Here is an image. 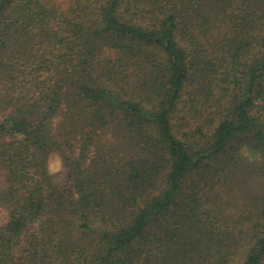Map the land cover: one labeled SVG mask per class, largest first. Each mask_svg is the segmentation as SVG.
Masks as SVG:
<instances>
[{"label": "trees", "instance_id": "1", "mask_svg": "<svg viewBox=\"0 0 264 264\" xmlns=\"http://www.w3.org/2000/svg\"><path fill=\"white\" fill-rule=\"evenodd\" d=\"M0 208V264H264V0H0Z\"/></svg>", "mask_w": 264, "mask_h": 264}, {"label": "rangeland", "instance_id": "2", "mask_svg": "<svg viewBox=\"0 0 264 264\" xmlns=\"http://www.w3.org/2000/svg\"><path fill=\"white\" fill-rule=\"evenodd\" d=\"M59 4H63L65 0H55ZM55 169V170H53ZM47 173L54 179V184L61 186L64 181V175L66 173L63 161L57 156L48 157L46 163Z\"/></svg>", "mask_w": 264, "mask_h": 264}, {"label": "clouds", "instance_id": "3", "mask_svg": "<svg viewBox=\"0 0 264 264\" xmlns=\"http://www.w3.org/2000/svg\"><path fill=\"white\" fill-rule=\"evenodd\" d=\"M239 152L242 156L249 159L256 158L257 154L252 152L247 145H241ZM55 170V169H53ZM8 219V213L6 209L0 208V221H6Z\"/></svg>", "mask_w": 264, "mask_h": 264}]
</instances>
